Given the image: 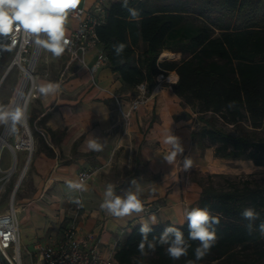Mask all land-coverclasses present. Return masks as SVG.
Here are the masks:
<instances>
[{
    "label": "crops",
    "instance_id": "crops-1",
    "mask_svg": "<svg viewBox=\"0 0 264 264\" xmlns=\"http://www.w3.org/2000/svg\"><path fill=\"white\" fill-rule=\"evenodd\" d=\"M92 1L80 0L78 7ZM75 25L76 21L68 14L66 34ZM96 52L95 47L84 54V65L77 57L64 52V59L55 73L43 74L42 70H47L41 66L54 57L41 49L36 63L37 85L58 82L60 90L55 95L39 93L37 100L32 102L29 118L38 140L33 144L31 154L27 157L24 150H14L10 144L0 150V153L6 150L8 154L7 162H3L0 156L1 169H13L15 172L24 163L12 190L16 185V192L22 171L25 169V173L27 169L28 172V190L13 203L18 246L26 255V262L30 261L27 252L34 248L35 243L58 241L64 220L73 218L71 205L76 191L69 189L67 182L77 181L80 170H90L92 175L84 182L87 191H82L83 210L75 217L76 228L81 234L93 232L99 251L104 256H113L124 234L137 224H151L152 215L159 222L184 223L187 211L196 207L200 192L199 185L189 176L194 172H214L211 168L217 165L218 158L210 159L209 148L200 157L191 141L193 113L181 105L172 92L171 87L177 80L175 72L167 73L161 82L156 84L155 81L146 90L145 102L131 113L126 126L112 95L120 100L123 109H127L137 86L126 88L108 64L95 71L93 77L97 87L92 85L87 67L94 63ZM158 61L162 60L158 58ZM170 131L180 138L184 148L173 165L162 156L170 152V147L163 143ZM89 136L100 139L102 151L86 150ZM189 156L192 166L189 171H184L183 160ZM143 171L147 173L146 177H143ZM125 173L126 177L123 176ZM124 178L135 179L141 183H138L141 188L150 187L151 193L142 195L144 211L118 218L106 213L100 205L108 184L114 186L117 195L127 190L117 184ZM181 179L186 183L183 186Z\"/></svg>",
    "mask_w": 264,
    "mask_h": 264
},
{
    "label": "trees",
    "instance_id": "trees-1",
    "mask_svg": "<svg viewBox=\"0 0 264 264\" xmlns=\"http://www.w3.org/2000/svg\"><path fill=\"white\" fill-rule=\"evenodd\" d=\"M128 7L139 10V19H130L122 1L110 2L96 27L107 64L123 85L135 88L145 83L149 89L158 74L175 72L172 92L203 124L191 131V141L201 151L213 147L216 158L264 166V140L249 141L243 133L233 135L215 125L219 120L236 129L244 122L253 129L264 127V0H132ZM117 43L126 45L121 57L114 53ZM163 51L180 57L158 61ZM196 207L208 208L220 220L215 226L217 240L201 260H195L196 241L177 261L167 256V246H158L155 252L146 246L142 255L138 251L141 224L117 243L114 260L117 264H246L238 259L239 250L264 240L259 230L264 222V188L200 186ZM245 208L259 213L251 232L246 228L249 222L241 217ZM168 226L178 227L187 237V221L159 222L150 225L149 239L159 237ZM259 255L264 257V250Z\"/></svg>",
    "mask_w": 264,
    "mask_h": 264
},
{
    "label": "clouds",
    "instance_id": "clouds-1",
    "mask_svg": "<svg viewBox=\"0 0 264 264\" xmlns=\"http://www.w3.org/2000/svg\"><path fill=\"white\" fill-rule=\"evenodd\" d=\"M80 0H0V35H7L13 30L20 31L32 39L35 45L47 50L55 57H60L69 44L66 38V18L70 10L78 7ZM122 7L127 8L130 19L137 20L140 17L138 9L129 8L128 0H122ZM126 45L117 43L113 45L114 53L121 57ZM37 91L44 96L55 95L60 90V83L46 82L34 86ZM232 105L230 104L229 107ZM17 124L27 125V106L7 105L0 106V125L14 130ZM99 138L89 136L85 148L88 151L100 152L103 145ZM163 143L170 147L168 154L162 155L163 159L173 165L178 155L184 152L180 138L171 131L163 140ZM192 166L191 157L183 160L184 171H189ZM131 187L117 195L112 184L106 186L103 194V201L100 208L106 213L123 218L132 214H139L144 211V204L140 199L141 187L136 180H131ZM69 189L74 191H87L84 180L67 182ZM80 204V201H75ZM241 217L249 223L246 228L249 232L253 230V222L259 219V213L253 208H245L241 212ZM151 224L141 223L139 229L141 241L138 251L144 255L145 247L149 251L155 252L158 246H167L165 251L167 256L177 261L181 257L187 256L191 242H198L194 250L195 260H201L217 240L216 225L220 223L217 216L210 214L208 208L193 207L187 211L185 221L188 225L187 237L174 226H168L159 237L149 239L152 231L150 225L159 223L155 215L151 216ZM261 235H264V222L259 225ZM189 264H195L189 261Z\"/></svg>",
    "mask_w": 264,
    "mask_h": 264
},
{
    "label": "built area",
    "instance_id": "built-area-1",
    "mask_svg": "<svg viewBox=\"0 0 264 264\" xmlns=\"http://www.w3.org/2000/svg\"><path fill=\"white\" fill-rule=\"evenodd\" d=\"M118 1L122 0H93L89 5L77 7L69 12V16L76 21V25L66 34L69 44L66 47L65 53L69 56L77 57L80 64L84 65V54L91 48H97L94 63L90 67H87V71L90 75V82L96 87L97 85L94 81L93 75L99 67L108 63L107 57L100 47L96 35V27L104 20L106 6L110 2ZM41 49L42 48L35 45L32 39L27 37L22 30H13V32L6 36L0 35V61L5 56L6 50L13 51L6 70L8 72L10 68L14 67L18 70L20 76L13 95L17 90L19 82L24 77L25 71L29 70L31 74L33 73ZM163 79L164 76L158 74L155 77L156 84ZM1 81L0 78V82ZM34 86H36L35 83ZM136 89L138 93L127 109H123L120 100L115 95H112L117 111L126 126L129 123L131 113L136 111L138 106L145 102L144 96L147 90L145 83L137 85ZM35 90L36 87L32 89V94L29 97L28 102L30 99L36 98ZM21 126L22 130L15 135L14 144L11 148L14 150H25L28 155H30L33 149L31 135L30 132L29 134L27 132L28 126L27 128L25 125L21 124ZM8 129L9 127L6 128V133L8 132ZM28 137L31 139L32 148H28L26 145V139ZM4 146L5 144L1 143L0 150ZM91 175L92 171L90 170H80L77 173V181L83 179L84 182H86L91 178ZM77 200L80 201V204L75 202ZM71 210L74 216L58 241L53 243H35L34 248L37 251L35 264H117L113 256H104L99 251L97 246L98 240L93 232L89 231L81 234L76 228L74 222L75 217L83 210L82 191L75 192ZM0 264H19L18 227L12 203L8 205L4 213L0 214Z\"/></svg>",
    "mask_w": 264,
    "mask_h": 264
},
{
    "label": "rangeland",
    "instance_id": "rangeland-1",
    "mask_svg": "<svg viewBox=\"0 0 264 264\" xmlns=\"http://www.w3.org/2000/svg\"><path fill=\"white\" fill-rule=\"evenodd\" d=\"M151 3L157 2V3H162V2H167L170 0H149ZM189 3H192L193 0H186ZM71 11V10H70ZM69 14V13H68ZM68 24V15L66 18V25L65 28ZM44 51L45 49L42 48ZM47 51V50H46ZM170 52V51H168ZM50 53V52H49ZM13 54V51L11 50H6L5 51V56L3 59L0 61V78L3 75L4 71L6 70L11 56ZM51 54V53H50ZM49 54V55H50ZM172 58H165L164 60H175L178 59L180 55L177 53H172L170 52ZM52 55V54H51ZM161 55V54H160ZM159 55V57H160ZM40 57V56H39ZM38 57V60H39ZM54 57V60H50L48 64L45 62L43 63L42 68H44L47 71H43L42 68V73L43 74H52V72L58 69V65L60 61L64 59V56L60 57ZM52 57V58H53ZM51 58V57H50ZM37 60V61H38ZM41 62V61H40ZM37 63V62H36ZM50 63V64H49ZM47 72V73H46ZM33 77H34V83L37 85V76H36V65L34 67L33 71ZM19 72L16 68L12 67L8 70L7 74L5 77L2 79L0 82V106H7L10 102V99L12 98L13 92L17 86L18 79H19ZM28 89V86L26 87L24 94H26ZM36 93V98H32L29 100L28 105H27V126L31 135V139L33 144L35 145L36 141L38 140V135L34 131L31 121L29 118V115L32 113V102L37 100L39 96V92L37 89L35 90ZM138 91H135L132 93L131 97H135ZM201 125H203L201 122L198 121L197 117L195 114H192V126L193 130H197ZM215 125L217 128H220L221 130L233 134V135H240L243 133L246 135L249 141H258V140H264V127L261 128H256L253 129L248 126L247 123H242L241 124V129H236L235 127H232L231 125H223L219 120L215 122ZM22 130L21 124H17L15 129L13 131L8 129V132L5 134L4 139L6 140L7 144H10L11 146L14 144V139L15 135L18 134ZM3 133V126L0 125V135ZM196 146V149L200 155V157L204 156V151L209 148L211 151L210 153V159H216V157L213 155V147H206L202 151L198 148V146L194 143ZM25 151V150H24ZM33 151V149H32ZM26 155L28 157L27 151ZM0 156L2 157L3 162L8 161V154L6 150L1 151ZM217 165L215 167H212L211 169H214V172H205V173H198L194 172L192 175L189 176V179L192 182H195L200 186H206V187H212L215 190H229L232 187H242L243 185L247 184L250 187H260L264 188V166H255L252 164L251 161L249 160H244V159H224V158H218L216 160ZM24 163H21L15 172H12L9 176H7V171L8 169H1L0 168V211L4 210L5 208L8 207L10 203L15 202L17 197L22 193L26 192L28 190V178H27V169L26 172L24 173V176L22 177L19 186L17 187V190L15 194L11 198V192H12V187L20 173V170L22 169ZM29 167V165H28ZM108 168V167H106ZM132 168L129 170L131 171ZM143 177L147 176V173L143 171ZM123 176L126 177V173L123 174ZM127 178L119 180L117 184L119 185L120 188L125 187L129 188L131 187V180H127ZM126 181V182H125ZM181 182V183H180ZM179 183L183 186V179H181ZM139 183V182H138ZM137 183V184H138ZM141 184V183H139ZM145 184V183H143ZM151 184V183H148ZM156 191V190H154ZM146 193H151L150 187H144L141 188V194H140V199L143 201L142 195ZM72 218H66L64 220L63 228L61 230V237L63 235V232L65 228L70 224ZM60 237V238H61ZM261 250H264V240L262 242H257L256 244H251L248 245L246 248L243 250L240 249L239 252L237 253L238 259L242 260L246 264H264V257H261L259 254L261 253ZM27 255L30 257V261L26 262V255L22 253L21 248L19 250V264H35L36 259H37V251L35 248L32 250H29L27 252Z\"/></svg>",
    "mask_w": 264,
    "mask_h": 264
},
{
    "label": "bare ground",
    "instance_id": "bare-ground-1",
    "mask_svg": "<svg viewBox=\"0 0 264 264\" xmlns=\"http://www.w3.org/2000/svg\"><path fill=\"white\" fill-rule=\"evenodd\" d=\"M160 57L168 58V59L172 58L170 52H168V51H163L161 53ZM27 86H28L27 92H26V94H24V91H25ZM32 89H34V77L30 73L29 70H26L24 77L19 82L17 90H16L15 94L12 96V98H11V100H10L8 105H13V106L19 105L21 107H23L25 105L27 106L28 99H29V97L32 94ZM6 128L7 127L4 126V132H3L2 135H0V144L4 143L5 146L9 147V145L7 144V142L4 139V136L6 134ZM26 128H27V125H26ZM27 132L29 134L28 128H27ZM26 145H27L28 148H32V142H31L30 137H28L26 139ZM24 171H25V169L20 174V176H19L20 179L22 178V176L24 174ZM12 172H13V169H9L7 171V176L12 174Z\"/></svg>",
    "mask_w": 264,
    "mask_h": 264
},
{
    "label": "water",
    "instance_id": "water-1",
    "mask_svg": "<svg viewBox=\"0 0 264 264\" xmlns=\"http://www.w3.org/2000/svg\"><path fill=\"white\" fill-rule=\"evenodd\" d=\"M159 59L161 60H164L165 58H162V57H158ZM7 70L4 72V74L1 76V80L3 79V77L5 76ZM15 189H16V185L14 186L12 192H11V197L13 196L14 192H15Z\"/></svg>",
    "mask_w": 264,
    "mask_h": 264
}]
</instances>
